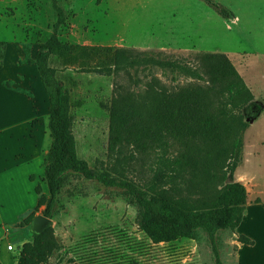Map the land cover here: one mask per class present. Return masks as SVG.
Listing matches in <instances>:
<instances>
[{
  "label": "rangeland",
  "instance_id": "1",
  "mask_svg": "<svg viewBox=\"0 0 264 264\" xmlns=\"http://www.w3.org/2000/svg\"><path fill=\"white\" fill-rule=\"evenodd\" d=\"M213 1L230 12L229 18L204 0H59L67 14L60 36L73 51L64 57H52L50 66L69 94L78 155L92 168L128 177L142 188H150L161 168L157 155L141 154L133 147L110 150V104L119 88L145 95L152 80L155 90H177L197 83L183 73L151 65L115 70L112 49H133L195 69L200 53H224L264 105V0ZM56 19L52 0H0V41L7 49L0 82L4 81L8 92H17L30 102L34 110L30 119L9 133L0 130L20 137L18 160L32 163L27 177L35 186L39 184L44 194H48L44 158L51 143L49 100L33 60L51 35ZM234 177L246 185L249 201L264 199V111L245 132L242 162ZM157 184L158 191L166 189L177 194L172 186ZM219 188L211 192L187 189L183 194L197 198L215 194ZM33 202L32 195H25L22 201L12 196L4 206L13 214L31 207ZM35 208L5 230L0 264H15L23 244L32 241L31 225L24 219ZM44 208L34 212L35 217L42 215ZM138 216L139 208L122 190L68 173L50 224L61 250L49 264H78L71 250L92 233L123 230L137 241L147 242L139 229ZM238 236L236 230L228 229L217 234L223 264H235ZM8 243L13 245L12 252L7 251ZM174 248V264H216L208 235L202 230L195 240L182 238ZM162 263L170 264L163 259Z\"/></svg>",
  "mask_w": 264,
  "mask_h": 264
},
{
  "label": "trees",
  "instance_id": "2",
  "mask_svg": "<svg viewBox=\"0 0 264 264\" xmlns=\"http://www.w3.org/2000/svg\"><path fill=\"white\" fill-rule=\"evenodd\" d=\"M204 1L229 18L227 9L213 0ZM52 5L56 22L33 60L49 100L51 143L44 158L48 194L39 184L35 186L37 206L24 223L31 225L34 212L42 206V215L52 219L64 177L75 173L126 193L139 208L138 226L147 239L137 241L123 230L92 233L71 250L78 264H163L162 259L174 264V243L182 238L195 240L200 230L208 235L216 264H223L216 238L221 230L235 231L243 220L248 190L234 175L242 162L245 132L264 111L263 102L255 98L224 53H200L195 69L133 49H112L115 70L151 65L183 73L197 83L177 90H155L152 80L145 95L119 88L110 104V150L133 147L141 154L157 155L161 168L150 188L92 168L78 155L69 94L50 66L52 57H64L73 51L60 36L66 11L59 0H52ZM5 54L6 43L0 41V70ZM157 182L172 186L177 194L158 191ZM219 185L215 194L197 198L183 194L187 189L211 192ZM254 203L263 202L257 198ZM29 234L32 241L23 244L20 253L24 264H49L61 250L53 228L49 225L41 234L31 230ZM237 241L254 245L245 235H239Z\"/></svg>",
  "mask_w": 264,
  "mask_h": 264
},
{
  "label": "crops",
  "instance_id": "3",
  "mask_svg": "<svg viewBox=\"0 0 264 264\" xmlns=\"http://www.w3.org/2000/svg\"><path fill=\"white\" fill-rule=\"evenodd\" d=\"M7 63V49L3 67ZM0 129L9 133L13 128L23 124L34 115L30 102L24 100L17 92L10 91L0 82ZM3 100V101H2ZM2 101V104H1ZM0 130V247L6 235L5 230L13 227L17 220L24 217L29 211L37 206V194L35 185L27 177L32 168L30 161L18 160L17 150L21 149L22 141L19 136L7 135ZM237 181V180H236ZM240 181V180H239ZM241 182V181H240ZM246 186V185H245ZM247 188V187H246ZM248 190V189H247ZM249 193V192H248ZM25 195H32L34 202L31 207L9 213L4 204L8 198L14 196L22 201ZM264 202V199L260 197ZM238 235H245L254 241V245L238 243L235 264H264V206L252 201H247L245 214L242 222L236 229ZM10 245V243L7 244ZM13 246V245H12ZM7 251L12 252L13 250ZM58 253H55L50 263H53ZM15 264H24L22 257L16 259Z\"/></svg>",
  "mask_w": 264,
  "mask_h": 264
},
{
  "label": "water",
  "instance_id": "4",
  "mask_svg": "<svg viewBox=\"0 0 264 264\" xmlns=\"http://www.w3.org/2000/svg\"><path fill=\"white\" fill-rule=\"evenodd\" d=\"M231 182V180L228 181V183ZM51 221L50 218L44 215H38L32 221L31 231L35 234H41L51 224Z\"/></svg>",
  "mask_w": 264,
  "mask_h": 264
},
{
  "label": "built area",
  "instance_id": "5",
  "mask_svg": "<svg viewBox=\"0 0 264 264\" xmlns=\"http://www.w3.org/2000/svg\"><path fill=\"white\" fill-rule=\"evenodd\" d=\"M7 248H8V250H10V251H11V250H13V246H12L11 244H10V245H8V247H7Z\"/></svg>",
  "mask_w": 264,
  "mask_h": 264
}]
</instances>
